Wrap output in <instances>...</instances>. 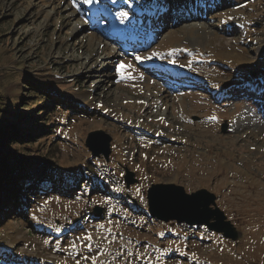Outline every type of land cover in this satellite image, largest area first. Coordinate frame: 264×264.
<instances>
[{"label":"rangeland","instance_id":"rangeland-1","mask_svg":"<svg viewBox=\"0 0 264 264\" xmlns=\"http://www.w3.org/2000/svg\"><path fill=\"white\" fill-rule=\"evenodd\" d=\"M119 1V19L135 18L144 31L150 19L155 28L157 42L133 57L96 30L109 19L86 26L82 0L78 9L75 0H0V122L37 114L46 102L53 121L46 137L6 148L32 176L47 167L56 178L26 211L2 217L14 211L0 167V264H179L190 253L207 264H264V97H246L252 84L264 85V0H157L149 14L146 0ZM153 52L195 83L173 90L138 65L137 56ZM96 130L111 138L106 161L85 144ZM123 167L137 180L128 188ZM153 183L215 194L236 241L149 216Z\"/></svg>","mask_w":264,"mask_h":264},{"label":"water","instance_id":"water-1","mask_svg":"<svg viewBox=\"0 0 264 264\" xmlns=\"http://www.w3.org/2000/svg\"><path fill=\"white\" fill-rule=\"evenodd\" d=\"M226 124L221 125L225 131ZM111 138L101 130L92 131L85 139V144L92 156L104 155L108 158ZM124 180L126 186L134 183L133 172L125 168ZM194 196L189 199V193L184 187L174 183H155L147 189V207L150 216L168 222L186 223L188 225H205L209 230L221 233L224 237L235 241L238 231L233 223L227 219L223 210L216 204L215 194L206 189L191 192ZM93 212L98 216L99 207H94Z\"/></svg>","mask_w":264,"mask_h":264},{"label":"trees","instance_id":"trees-1","mask_svg":"<svg viewBox=\"0 0 264 264\" xmlns=\"http://www.w3.org/2000/svg\"><path fill=\"white\" fill-rule=\"evenodd\" d=\"M35 91L38 90L35 88L31 90L32 95H34ZM35 94L38 95L37 93ZM41 102H44V100ZM46 103L41 106L43 109L37 114H10L0 122V146H5L6 149L0 150L1 174L5 176L4 182L8 185L6 192L8 205L11 208L10 210L14 211H8L6 208L2 211V217H16L17 213L26 211L33 203L36 195H41L46 188L52 187V184L56 181L53 175H49L47 167H44V172L39 177L32 176L31 171L34 168L28 169V167V170H26L23 167L25 159H20L19 154L8 152L6 148L15 142H23L24 139L29 142H37L41 136L46 137L48 135L50 128L53 126V121L51 122L49 115H47L48 105ZM57 106L55 105L54 107L56 108ZM71 109H77L78 112L82 111L76 106H71ZM46 161L44 159L42 162Z\"/></svg>","mask_w":264,"mask_h":264},{"label":"snow or ice","instance_id":"snow-or-ice-1","mask_svg":"<svg viewBox=\"0 0 264 264\" xmlns=\"http://www.w3.org/2000/svg\"><path fill=\"white\" fill-rule=\"evenodd\" d=\"M86 2L87 3H91L92 0H86ZM119 16L126 18L127 17V13L126 12H121V13H119ZM230 19H231V17H230ZM158 55L159 54L156 53V52L151 53V56H158ZM149 58H151V57H141V56H137L135 59L139 61V60H144V59H149ZM172 62L175 63V61H172ZM127 67L131 68V65H128ZM124 68H125V66L123 64H121L120 66H118L117 71L122 74L123 71H124ZM188 198L189 199H193L194 198V196L192 195L191 192L189 193Z\"/></svg>","mask_w":264,"mask_h":264},{"label":"bare ground","instance_id":"bare-ground-1","mask_svg":"<svg viewBox=\"0 0 264 264\" xmlns=\"http://www.w3.org/2000/svg\"><path fill=\"white\" fill-rule=\"evenodd\" d=\"M247 119H248V115L243 114L237 119V123L245 122Z\"/></svg>","mask_w":264,"mask_h":264}]
</instances>
